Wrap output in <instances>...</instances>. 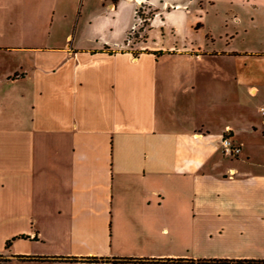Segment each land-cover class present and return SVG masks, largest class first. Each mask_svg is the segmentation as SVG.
<instances>
[{"label": "crops", "instance_id": "obj_1", "mask_svg": "<svg viewBox=\"0 0 264 264\" xmlns=\"http://www.w3.org/2000/svg\"><path fill=\"white\" fill-rule=\"evenodd\" d=\"M243 94L257 115L264 0H0L1 264H264Z\"/></svg>", "mask_w": 264, "mask_h": 264}, {"label": "rangeland", "instance_id": "obj_2", "mask_svg": "<svg viewBox=\"0 0 264 264\" xmlns=\"http://www.w3.org/2000/svg\"><path fill=\"white\" fill-rule=\"evenodd\" d=\"M152 14H153V10L151 8L145 7L142 9V7H141V17L145 18L146 21H144L143 23L138 25L131 34H128L127 40H130L131 43H136V42L144 40L145 31L148 28L147 20L151 17ZM259 96L252 97L248 94H243V95H240V98H239L238 95H234V100L236 102V100L238 98V100L243 101L246 104V106L248 107V111L252 115V117L260 119V120H264V118H262V116L259 113L257 115L255 114V109L258 106V102L260 101ZM220 153H221V151H220ZM221 156L224 157L222 155V153H221ZM225 158L231 159V160L235 159V158H230V157H225Z\"/></svg>", "mask_w": 264, "mask_h": 264}, {"label": "built area", "instance_id": "obj_3", "mask_svg": "<svg viewBox=\"0 0 264 264\" xmlns=\"http://www.w3.org/2000/svg\"><path fill=\"white\" fill-rule=\"evenodd\" d=\"M135 17L137 23L132 27L129 34H131L138 25L146 21L145 18L141 17V8H138L137 11H135ZM259 114L262 116V118H264V105L260 107ZM220 151L224 157L237 158L240 155L241 149L239 145L235 144L231 140L230 137L225 135L221 140Z\"/></svg>", "mask_w": 264, "mask_h": 264}, {"label": "trees", "instance_id": "obj_4", "mask_svg": "<svg viewBox=\"0 0 264 264\" xmlns=\"http://www.w3.org/2000/svg\"><path fill=\"white\" fill-rule=\"evenodd\" d=\"M8 245V244H7ZM36 260H41L40 258H37ZM2 260H0L1 264ZM119 263H127L132 262L131 260H117ZM142 262V261H140ZM148 262H157V261H148ZM208 263H215V264H263V262H227V261H195L190 259H167L165 261H162V264H208Z\"/></svg>", "mask_w": 264, "mask_h": 264}]
</instances>
